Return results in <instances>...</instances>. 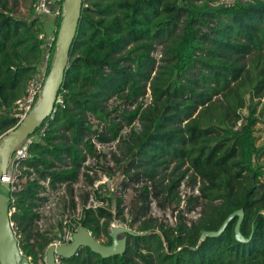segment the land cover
<instances>
[{
  "label": "trees",
  "instance_id": "trees-1",
  "mask_svg": "<svg viewBox=\"0 0 264 264\" xmlns=\"http://www.w3.org/2000/svg\"><path fill=\"white\" fill-rule=\"evenodd\" d=\"M231 1L83 0L61 103L21 164L25 183L10 195L11 222L31 264L61 236L35 230L41 182L72 186L87 158L112 176L93 141L118 143L120 154L111 159L127 180L123 187H133L129 226L139 227L127 235L122 255L104 259L83 248L59 264H264V171L258 163L264 146L254 135L264 97V0ZM60 22L54 18L55 37ZM43 23L35 14L30 22L15 17L9 0H0V138L16 127L14 103L41 64ZM156 45L162 46L157 66ZM147 85L151 102L144 104ZM112 98L116 104L108 105ZM173 162L163 184L158 176ZM184 180L190 187L199 182L198 194L178 210ZM93 194L102 206H83L73 223L110 245L111 224L125 222L124 200L99 189ZM153 201L162 210L175 206V225L146 218ZM197 208L198 218L188 225L185 215ZM238 210L244 242L235 237L237 217L220 236L200 242L203 232L217 231Z\"/></svg>",
  "mask_w": 264,
  "mask_h": 264
},
{
  "label": "water",
  "instance_id": "water-1",
  "mask_svg": "<svg viewBox=\"0 0 264 264\" xmlns=\"http://www.w3.org/2000/svg\"><path fill=\"white\" fill-rule=\"evenodd\" d=\"M83 0H64L63 16L55 41L54 57L48 76L44 82L41 99L27 114L26 118L0 139V264H31L19 248V238L11 222L10 195L11 188L1 179L7 174L11 154L24 139L32 135L41 124L52 114L58 92L63 84L69 61V54L75 39L81 16ZM237 217L235 237L244 242L240 234V225L244 214L238 210L230 214L217 231H205L200 242L206 238H216L222 234L230 221ZM134 232L124 227H112L109 231L110 245H103L92 237L85 229L73 233L67 244H51L45 251V264H57L62 259H70L83 248L101 256L104 259L122 255L126 249L127 235Z\"/></svg>",
  "mask_w": 264,
  "mask_h": 264
},
{
  "label": "rangeland",
  "instance_id": "rangeland-1",
  "mask_svg": "<svg viewBox=\"0 0 264 264\" xmlns=\"http://www.w3.org/2000/svg\"><path fill=\"white\" fill-rule=\"evenodd\" d=\"M221 3H231V0H220ZM32 0H9V7L12 8L13 14L15 17L20 19L28 20L29 22L34 17V13L31 10ZM52 23L46 21L43 23V29L47 33L50 30V24ZM153 57L157 60L156 66L159 64V59L162 55V46L156 45L155 51L152 54ZM254 56L247 57L244 60L246 68H249L251 63H253ZM154 75V73H152ZM247 99V98H246ZM248 100V99H247ZM256 101V99L254 100ZM142 102L144 104H148L151 102L150 98V90L146 88V95L144 96ZM116 102L114 98L110 99L108 105H115ZM248 104V101H246ZM257 112L259 113V122L255 126V137H256V145L257 146H264V97L260 99V103L257 106ZM248 113L246 107H244L241 111L243 116H246ZM93 123L95 121L91 120ZM241 122V121H240ZM240 122L237 124L239 126ZM134 127L139 129L138 122H135ZM11 131V130H10ZM129 130L124 129L122 134L125 135ZM9 132V131H8ZM4 136V135H3ZM2 136V137H3ZM1 137V138H2ZM0 138V139H1ZM96 145V149L103 153L106 157L101 160V162L105 163L109 167L112 168L111 173L112 176H108L103 171L97 170L95 166V162L93 159L87 158L85 163L82 164L80 169V174L78 177V182L73 184L72 186H65L64 188L50 190L45 196V201H41L39 205H48V209H44L45 217L42 221L41 225L47 236L53 238L55 235H58L59 232L62 233V226H64L63 221L67 218L68 222H72L73 220L78 218L82 207H96L98 205L102 206L101 203H98L95 198L93 191L98 190L106 197H117L122 198L124 200V212L123 218L125 219L124 224H126V228L130 229L131 231H137L139 227V222L134 223L131 227L129 226L132 215L130 211L132 209V200L134 199V190L131 185L127 188L123 187V182L125 181L124 176L122 175L121 171L117 170L115 163L111 159V154L115 153L117 156L120 154V150L118 148V143L112 142L109 144H98L97 142L93 141ZM258 163L263 166L264 171V154L259 159ZM176 162H173L169 165L167 170L162 171L158 178H164L163 184H167L168 180L167 177L174 168ZM184 166L182 170L185 168ZM92 168V169H89ZM88 174L92 180H94L93 185L89 184L88 180L86 179L85 175ZM23 186V180L20 181ZM262 190L264 189V176L260 180ZM102 188L100 189V187ZM141 184L137 185L136 187H140ZM198 187L199 182L196 183L194 187H190L186 181L184 180L179 188V193L182 198L181 205L178 210H184L187 206V196L189 195H196L198 194ZM108 204V202L106 203ZM104 204V206L106 205ZM116 201L112 200V207L115 206ZM175 206L167 207L165 210H162L158 207L157 203L153 201L150 205V210L146 218H153L156 220L157 224L164 223L168 225H175L178 218V210L174 211ZM47 209V210H46ZM200 208H197L194 212L190 214H186L187 224L190 225L191 220H196L198 218V212ZM12 213V212H11ZM118 222H122L119 220ZM36 226V225H35ZM112 227H110L111 230ZM35 230H38V226L35 227ZM56 240V239H55ZM58 240V239H57ZM54 241V240H53ZM98 241L102 244L107 243V238L101 235ZM45 257V256H44ZM44 257L37 261V264H45Z\"/></svg>",
  "mask_w": 264,
  "mask_h": 264
},
{
  "label": "built area",
  "instance_id": "built-area-1",
  "mask_svg": "<svg viewBox=\"0 0 264 264\" xmlns=\"http://www.w3.org/2000/svg\"><path fill=\"white\" fill-rule=\"evenodd\" d=\"M64 0H32L31 9L33 13L37 16H44L47 15L49 12L54 18H62V5ZM38 40L41 42L40 49L42 51V60L41 64L37 69L36 74L27 82L25 92L22 97L17 99L14 103L15 107V114L14 118L17 120L16 127L26 118L27 114L32 110V108L37 104L40 93L42 91V88L44 86V82L48 76L51 63L54 57V51H55V41L56 37L54 35V32L52 34H43L40 33L38 35ZM61 103V99L59 96H57L56 103ZM56 109L54 108L52 114L48 117L49 119H52L53 114L55 113ZM45 122V121H44ZM44 122L41 124V126L37 129L39 130L37 133L34 132L32 135L27 137L23 143H21L18 147L15 148L13 153L11 154L9 164H8V170L7 174L4 175L1 179L2 182L8 183L11 188V192H17L21 190L22 183H25L26 177H21V164L24 160H26L29 157L28 150L29 147L35 143L38 142L41 138L44 137L45 132L47 130V124ZM85 163V162H84ZM41 185L43 187V190L40 192L39 196L43 198V201L46 199V194L50 190H56L60 188H64L67 186L65 183L56 184L55 186H51L48 181L41 182ZM90 207V206H89ZM86 207V208H89ZM48 209L47 204L39 205L34 209V212L37 215V219L35 221V225L38 226V232L45 233V231L42 228V221L44 220L45 213L44 209ZM94 208V207H93ZM46 209V210H47ZM10 214L11 212H14V209L11 208L9 210ZM80 215L78 218L74 219L73 221L79 220ZM64 226H62V233L59 238L54 240L51 244H67L73 235V233L79 231V227H77L74 223L68 222L67 218L63 221ZM111 227H124L126 228V224L124 222H118V220H115ZM88 233L91 235V232L88 231ZM50 244V245H51ZM45 256V255H44ZM45 259V257H44ZM57 262V264H59Z\"/></svg>",
  "mask_w": 264,
  "mask_h": 264
},
{
  "label": "crops",
  "instance_id": "crops-1",
  "mask_svg": "<svg viewBox=\"0 0 264 264\" xmlns=\"http://www.w3.org/2000/svg\"><path fill=\"white\" fill-rule=\"evenodd\" d=\"M43 22L49 21L52 23L50 24V30L47 32V34H52L55 31V25L53 23L54 17L50 14V12L47 15L42 16Z\"/></svg>",
  "mask_w": 264,
  "mask_h": 264
},
{
  "label": "bare ground",
  "instance_id": "bare-ground-1",
  "mask_svg": "<svg viewBox=\"0 0 264 264\" xmlns=\"http://www.w3.org/2000/svg\"><path fill=\"white\" fill-rule=\"evenodd\" d=\"M42 92H43V88H42V91H41V93H40L39 100L41 99V94H42ZM39 100H38V101H39ZM24 140H25V139H24ZM24 140H23V142H24ZM23 142H22V143H23ZM20 144H21V143H20ZM20 144H19V145H20ZM19 145H18V146H19ZM18 146H17V147H18Z\"/></svg>",
  "mask_w": 264,
  "mask_h": 264
}]
</instances>
